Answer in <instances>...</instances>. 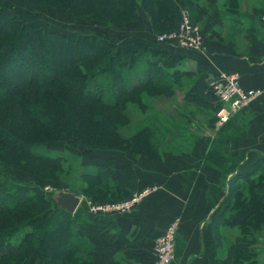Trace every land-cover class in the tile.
Listing matches in <instances>:
<instances>
[{"label":"trees","instance_id":"1","mask_svg":"<svg viewBox=\"0 0 264 264\" xmlns=\"http://www.w3.org/2000/svg\"><path fill=\"white\" fill-rule=\"evenodd\" d=\"M179 1L0 0V264H28L33 258L41 259L42 264L95 262V248L79 229L85 211H67L53 198L57 188L53 193H38L30 183L17 178L13 169L28 167L60 181L67 171L65 158L50 153L47 145L62 137L157 160L162 151L160 131L172 127L177 132L181 124L147 123L125 135L120 129L131 120L129 99L139 94L141 107L147 108L150 104L143 94L154 90L160 96L173 97L186 77L194 79L184 91L181 114L189 111L192 115L186 107L194 106L214 115L219 106L208 79L180 68L181 58L160 47L169 41L155 40L134 48L98 33L46 30L33 22L34 13L55 6L99 23L122 25L139 20L143 10L153 31L161 32L180 23ZM189 1L202 5L206 0H182ZM243 3L224 0L219 10L227 16L236 15L243 10ZM11 7H15L12 14ZM191 8L198 10L194 4ZM252 12L263 15L264 6L254 7ZM250 28L258 30L255 25ZM35 65L38 70L32 67ZM138 67L142 78L128 82ZM189 116L183 121L193 128ZM114 171L113 164L85 168L81 174L83 193L95 201L123 198ZM237 179L227 195L229 214L216 221L217 228L226 224L238 226L240 231L228 246L224 263L264 264L256 258L257 232L264 229V159ZM93 188L97 192H92Z\"/></svg>","mask_w":264,"mask_h":264},{"label":"crops","instance_id":"2","mask_svg":"<svg viewBox=\"0 0 264 264\" xmlns=\"http://www.w3.org/2000/svg\"><path fill=\"white\" fill-rule=\"evenodd\" d=\"M239 16H224L230 30L225 34L219 28L217 34L214 27L216 38L205 37V50L180 47L175 42L161 43L160 47L179 56L188 66L184 69L197 71L207 79L223 70L239 72L245 88L264 90L262 32L252 30L251 25L245 27ZM254 22L258 29H264V15ZM203 24L207 32L209 24ZM144 26L135 21L115 27L131 39L115 36L112 40L134 48L148 45L155 36L148 23ZM222 35L231 41L243 35L249 41L245 50L251 48L252 55L238 51ZM211 116L199 119L196 126L193 124L192 134L184 137L194 140L190 149L179 146L163 150L157 160L121 152L101 159L115 166L114 177L124 196L152 191L129 212L87 214L80 230L95 248V264H151L154 237L176 218L180 225L171 264H225L222 258L228 245L222 247L218 238L227 228H217L216 221L227 211V195L233 183L264 158V91L227 123L219 125Z\"/></svg>","mask_w":264,"mask_h":264},{"label":"rangeland","instance_id":"3","mask_svg":"<svg viewBox=\"0 0 264 264\" xmlns=\"http://www.w3.org/2000/svg\"><path fill=\"white\" fill-rule=\"evenodd\" d=\"M223 2H224V0H206L204 4L200 5L199 3L198 4L191 3V1H189V3H187V2L184 3L181 0V1H179V8L182 9L181 10V17L183 15V13L185 11H187V13L191 15L192 23L194 25H196L197 28L199 29V32L202 36L201 38H203L204 42H206L205 37H208V36L215 37V34H212L214 27L217 30L216 33L218 32L219 28H223V33H225V34H227L226 32L228 31V29L230 30V25L224 21V19L226 18V17L224 18V16H227V15L224 12H223L224 13L223 14L222 11L219 10L221 3H223ZM193 4L196 7H198L197 11L195 10V8H191V7H193ZM261 6H264V3L261 2V0H244V3L242 5L243 10L240 12L241 15L236 14V16H235V14H231V17L237 18L240 15L239 16V18L241 20L240 22H242L243 25L248 28L250 25L255 24L254 21L256 20V18H259V17L261 18L264 15V14L261 15L260 13L255 14L252 12L254 7H261ZM14 8L15 7H11L10 10L13 11ZM141 12H142L141 17H143V18L141 19V17H140L139 20H136L137 24L144 26L148 23V25H150V27H151L149 15L143 10ZM245 15H247V16H245ZM145 17H146V19H144ZM33 22L41 24L43 27L46 28V30L51 29V30H58L61 32H74L75 31V32H79V33H98V34H101L103 36L105 35L111 39H114L115 36H117L118 39L121 37H124L122 40L131 39L130 35L127 32H125V31L121 32L120 31L121 29L115 30V27H118L121 25H118V24L107 25L104 23H99L97 21H93V20L86 19L84 17H79L76 15H73V13L71 11H69L65 8H60V7H55V6L42 8L39 11L35 12ZM133 22L135 23V21H132L130 23L132 24ZM206 22L209 24V28H210V29H208L207 32L205 31L204 27L202 26V25H204L203 23H206ZM130 23H127V24L130 25ZM127 24H122V25H127ZM257 31H258V33L262 32V35H259L261 38L264 37V34H263L264 29L263 30L258 29ZM153 32H154L155 38L153 39V41L151 40V42L148 44H153L155 42V40H158V35L161 33L167 32V30L161 31V32H156V31H153ZM232 32H233V30L230 31V33H232ZM129 33H130V31H129ZM222 36H224V35H222ZM224 37H226L227 43L230 45L232 44V46L235 49H237L238 51H241V49H242V50H244V52H243L244 54L250 52L252 55V52L250 51L251 48H246V50H245V47H248L249 41L243 35H241V37H237L233 41H231L232 38H230L228 36H224ZM261 42L264 44V40H262ZM196 50H198V49H196ZM263 61H264V58H263ZM178 66L180 68L188 67L185 64H183L182 59H181ZM32 67L35 70L39 69L37 67V65L32 66ZM140 68L141 67H138V69L135 72L130 73L131 78L128 77V82H131L132 79L134 81L135 79L140 80L142 78ZM223 71H225V70H223ZM226 72H228V71H226ZM236 73H238L240 75L239 72H236ZM25 75H26V77L31 76V72L27 68L25 70ZM193 79H194V77H186L184 79L182 85H179L178 91H177L176 95H174L173 97L160 96V95L156 94V92L154 90L150 94H143L144 96H146L147 102L150 104L147 108L141 107V105H140L141 96H139V94H137L135 96H131L129 99V104H128V106H129L128 112H129V115L131 117V120L128 123H126L125 126L121 127V129H120L121 132L125 135H129V134L137 131L142 126L147 125V123L149 125H153V124H157L160 122V123H162L168 127V126H170L169 124H171L173 122H177V123L181 124V126H179L180 129L179 130L177 129L178 130L177 132H176V129L172 128V127H170L171 131L167 130V132L166 131L164 132L163 129L160 131V135H162L161 138H159L162 142V149L161 150L162 151L163 150L164 151H170L172 149L176 150L179 146H181V148H184V149H188V148L190 149L192 147L194 140L192 141V139H188V138H184V137L185 136L188 137L187 135H191L192 132L194 131V127L193 128L190 127V125L186 124V122L183 121V119L186 116H189L188 115L189 111L186 112V114H181V112H182V110H184L182 108L184 106L183 105L184 91L190 87V81H192ZM240 79H241V75H240ZM241 85H242V81H241ZM247 89H253V88H247ZM257 89H260L262 91V93L264 91L262 88H257ZM261 94H259L246 107L250 106L258 97H260ZM188 108L193 113L189 117L193 119V121H191V122L195 126L197 125V121L199 119L203 118V116L204 117L210 116V114L207 112L199 111L200 113H198L197 116L194 117L195 114L198 112V110H196L197 108H195L194 106H187L186 109H188ZM238 111L239 110L233 112L231 117L229 118V120ZM86 117H87V119H88V117L91 118V116H86ZM213 117L215 119V122H217V124H219V125L227 123L229 121L228 120V121L222 123V122H220L217 115L215 116V114H214L213 116H211V118H213ZM92 119H93V117L91 118V120ZM104 120L106 121L108 119L104 118ZM87 124H88V126L93 125V123L91 124V122L90 123L87 122ZM179 132H180V134H177ZM160 135H158V136H160ZM189 138H192V137L189 136ZM170 139L172 140L171 143L168 142V141H170ZM47 146L49 147L50 153L62 155L65 158V167H66L67 171L65 172V174L62 173L61 178L59 179L60 181H55V180L52 181V179L47 178L44 174H38L37 172L33 171L32 169H30L28 167L13 169V173L15 174V176L17 178L22 180L24 183L25 182L30 183V185L34 188V190L38 191V193L39 192H42V193H51L52 192L53 193V191L58 187L64 188V189H69V190H72L76 193H79L78 191L83 193L82 188L84 185V181H83L84 179L81 177V174H82V172L85 171V168H90L91 166H97L99 164H111L109 162H104L103 160H101L102 158H104L108 154H112L114 152L118 153V154L120 152H121V154L126 153V152H122L120 150L106 149V148L100 147V146L93 144V143L91 145L83 144V143H80L79 141L71 140L67 137H62L59 141L52 142V143L48 144ZM54 177H58L55 172H54ZM245 187H244V189H245ZM92 190H93L92 192H94V193L97 192L96 188H93ZM150 191H152V189L149 190V193L147 195H149L151 193ZM140 192H142V191H140ZM140 192L136 191V193H140ZM136 193H133L130 196H124L121 199L120 198H114V197L113 198L105 197L106 199L105 198H103V199L98 198V200H96V201H95V199L93 200L89 195H86L85 193H83V194L79 193L83 199H82V202L78 208L83 209L85 211L86 217H87V214H89V213L91 215H95V213H91V207H92L91 205H94V206L95 205H108L109 206V204H111V203L120 202L121 200L131 198ZM88 194H91V192ZM147 195H145V196H147ZM144 197H142V199ZM136 205L132 209H134L136 207ZM129 211L130 210H128L126 212H129ZM225 213L229 214L228 209ZM177 219L178 218H176L174 220H177ZM179 222H180V219H179ZM81 223H83V221ZM81 223L79 224V229H81ZM223 227H225L227 229L225 230V229H223ZM219 229L225 230L223 232L220 231V236L218 238L221 242L220 244L222 245V247H223V245H224V247L226 245L229 246L230 244H228V243L235 241L236 236L240 232L238 226H232V225H226V224L221 225ZM178 230H179V226H178ZM164 231H162L161 233H158L154 237V240H156L157 236L159 234H162ZM231 232L233 233L232 235H231ZM20 234L21 233H19L18 235H20ZM257 236H258L259 243L256 245V248L258 250V257H256V258H258L259 263H261V262H264V244H263L264 243V229L258 231ZM16 238H18V236L13 238V239L16 240ZM176 239H177V237H176ZM228 246H227V248H228ZM227 248L224 249L225 251L223 253V255H224L223 258L226 257ZM153 254H154V252H153ZM153 258H154V255H153ZM223 261H224V259H223ZM28 264H42V262H41V259H39V258H33L28 262ZM93 264H95V262ZM151 264H152V262H151Z\"/></svg>","mask_w":264,"mask_h":264},{"label":"built area","instance_id":"4","mask_svg":"<svg viewBox=\"0 0 264 264\" xmlns=\"http://www.w3.org/2000/svg\"><path fill=\"white\" fill-rule=\"evenodd\" d=\"M196 25L191 21V15L185 11L181 17L180 23L167 32L158 35L161 42H175L180 47L194 48L205 50L206 44ZM240 75L236 72L223 71L213 78L210 84V92L214 96L215 103L219 106L215 112V116L220 122H226L232 113L249 105L259 94L260 89H247L241 85ZM149 193V189H145L140 193H136L133 197L121 200L120 202L108 205H91V213H123L131 210L145 195ZM83 199V198H82ZM179 219L173 220L168 224L165 231L159 234L154 240L153 252L154 258L152 264H170L175 258L176 237Z\"/></svg>","mask_w":264,"mask_h":264},{"label":"water","instance_id":"5","mask_svg":"<svg viewBox=\"0 0 264 264\" xmlns=\"http://www.w3.org/2000/svg\"><path fill=\"white\" fill-rule=\"evenodd\" d=\"M13 11L10 10V14ZM213 78L208 79L210 84ZM54 200L67 211L74 213L82 202V196L72 190L57 188L53 193ZM264 244V243H263Z\"/></svg>","mask_w":264,"mask_h":264}]
</instances>
